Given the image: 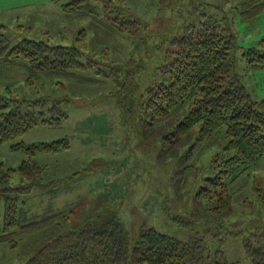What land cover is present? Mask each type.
<instances>
[{
  "label": "trees",
  "instance_id": "trees-1",
  "mask_svg": "<svg viewBox=\"0 0 264 264\" xmlns=\"http://www.w3.org/2000/svg\"><path fill=\"white\" fill-rule=\"evenodd\" d=\"M156 5L159 13L171 10V23L154 30L141 17L130 14L121 0H72L64 5L68 12L88 19L89 28L101 42H105L101 32L106 37L126 35L129 42L123 46L121 58L107 60V52L114 50L108 45L98 49L103 50L98 56L104 60L90 57L83 39L72 46L30 38L11 45L0 33V64L23 66L30 80L47 76L95 82L99 78L86 74L93 71L102 80L112 81L111 95L118 99L123 122L136 121L144 138L150 140L153 134L167 147L169 157L184 146L213 139L225 127L229 140L215 155L216 175L206 179L209 189L228 187L264 159V99H255L237 72V53L243 47L234 30L235 19L223 5L201 0H158ZM233 9L242 20H254L264 10V0H235ZM81 33L85 37L87 30ZM141 46L144 55H140ZM243 56L250 68L264 67L262 49L244 48ZM72 102L67 94L36 99L0 95V144L39 124L61 126ZM185 105L189 108L184 115L169 117ZM70 146L65 136L12 144L27 157L17 169L0 163V243L15 246L18 240L55 223L59 212L51 207L34 211L26 200L33 189L42 187L43 191L47 186L41 181L47 165L34 157ZM14 172L21 177L19 184H13ZM43 193L54 196L51 190ZM223 201L229 204L231 195L226 201L220 195L215 209L224 208ZM250 231L243 240L246 255L251 264H264V230L256 227ZM225 238L226 234L214 232L181 240L148 226L131 244L119 218L89 219L42 242L23 264H243L227 258Z\"/></svg>",
  "mask_w": 264,
  "mask_h": 264
},
{
  "label": "rangeland",
  "instance_id": "rangeland-1",
  "mask_svg": "<svg viewBox=\"0 0 264 264\" xmlns=\"http://www.w3.org/2000/svg\"><path fill=\"white\" fill-rule=\"evenodd\" d=\"M70 1L0 0V33L10 39L11 45L22 38L68 46L83 39L90 57L104 60L98 56L103 50L98 49L108 45L114 50L107 52V60L121 58L123 46L129 42L127 36L106 37L101 32L105 42L97 40L88 19L65 9L64 5ZM121 1L130 14L141 17L152 30L171 23V10L159 13L158 0ZM201 1L223 5L234 17V30L243 47L237 53V72L252 96L264 99V67L250 68L243 56L244 48L251 46L264 51V10L256 19L244 21L234 12L235 0ZM83 29L87 30L85 37L81 33ZM143 50L141 46L140 53ZM86 74L99 79L90 82L40 76L30 80L23 66L0 64V95L36 99L67 94L73 100L68 108L69 117L61 126L39 124L21 137L0 144V163L5 168L17 169L27 156L23 149H14L12 144L49 142L64 136L71 141L70 148L36 154L34 160L47 165L41 172V181L47 186L43 191L42 187H36L26 199L34 211L51 207L59 212V217L47 230L18 240L15 246L0 243V264H23L42 242L60 232L89 219L112 217L123 222L131 244L148 226L181 240L214 232L226 234L227 258L251 264L243 240L251 229L264 230V159L228 187L209 189L211 185L206 178L216 175L215 155L229 140L225 127L213 139L184 146L174 157H169L167 147L154 139L153 134L150 140L144 138V130L136 121L123 122L118 99L111 95L112 81L102 80L93 71ZM188 106L179 107L169 117H181ZM20 182L19 173L14 172L13 184ZM50 190L53 197L43 193ZM218 192L225 201L230 194L231 201L229 204L223 201L225 207L215 209L219 205Z\"/></svg>",
  "mask_w": 264,
  "mask_h": 264
}]
</instances>
